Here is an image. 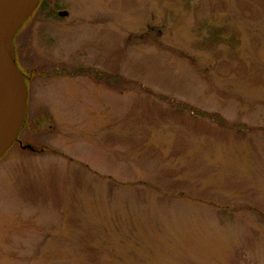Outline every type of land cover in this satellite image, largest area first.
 Returning <instances> with one entry per match:
<instances>
[{"label":"rangeland","instance_id":"374dc122","mask_svg":"<svg viewBox=\"0 0 264 264\" xmlns=\"http://www.w3.org/2000/svg\"><path fill=\"white\" fill-rule=\"evenodd\" d=\"M46 5L19 31L37 126L0 159V264H264V0Z\"/></svg>","mask_w":264,"mask_h":264},{"label":"water","instance_id":"95a60500","mask_svg":"<svg viewBox=\"0 0 264 264\" xmlns=\"http://www.w3.org/2000/svg\"><path fill=\"white\" fill-rule=\"evenodd\" d=\"M40 1L0 0V159L18 140L28 110L27 77L17 62L14 37Z\"/></svg>","mask_w":264,"mask_h":264},{"label":"flooded vegetation","instance_id":"af4514ba","mask_svg":"<svg viewBox=\"0 0 264 264\" xmlns=\"http://www.w3.org/2000/svg\"><path fill=\"white\" fill-rule=\"evenodd\" d=\"M46 11H41V13H39L40 15L39 16H41L42 14H44ZM36 18V17H35ZM35 18L33 19V21L35 20ZM19 37V36H18ZM18 37H17V39L15 38V46H16V50H17V52H18V45H19V42H18ZM18 55H19V53H18ZM19 62H20V56H19ZM21 63V62H20ZM21 65H22V63H21ZM23 66V65H22ZM27 69V68H26ZM43 70L44 69H42V72H43ZM67 69L65 68H62V69H60V68H54V69H52L51 70V72H50V74H49V76H54V75H66L67 74ZM75 71H78V69H76ZM95 71H98V69L97 70H95ZM27 72H28V74H29V81H31L30 79H31V77H34V75L35 74H37V73H40V71L38 70V69H36V68H34V67H31L30 69H27ZM79 75H82V76H84V74H79ZM88 76V75H87ZM89 78H91V79H93L95 82H96V78H92L91 76H88ZM25 126H37L36 125V123H34V122H31L30 121V119L28 118V120H27V123H26V125Z\"/></svg>","mask_w":264,"mask_h":264},{"label":"trees","instance_id":"16d2710c","mask_svg":"<svg viewBox=\"0 0 264 264\" xmlns=\"http://www.w3.org/2000/svg\"><path fill=\"white\" fill-rule=\"evenodd\" d=\"M44 1V0H43ZM42 1V3L39 5V6H37V7H41L42 9H44V10H42V11H46V8L48 7L47 5H46V7H44L43 6V3L45 2H43ZM39 8L37 9V10H39ZM100 71H95L94 69H87V68H80V69H78V71H76V73L77 74H86V75H88V76H91L92 78H96V82H101V81H103V79H106L107 78V73H102V75H100V73H99ZM110 77H112L111 75H110ZM109 77V78H110ZM117 77H119V76H117ZM106 81V80H105ZM29 82H27V84H28ZM28 86H29V84H28ZM26 123H27V119H26V121H25V123H24V125H26ZM24 125H23V128H24ZM22 128V129H23ZM22 131V130H21Z\"/></svg>","mask_w":264,"mask_h":264}]
</instances>
